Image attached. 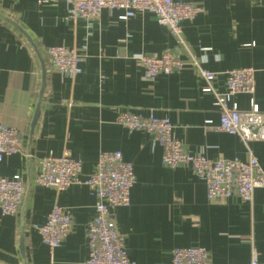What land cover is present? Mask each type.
<instances>
[{"label":"crops","instance_id":"obj_1","mask_svg":"<svg viewBox=\"0 0 264 264\" xmlns=\"http://www.w3.org/2000/svg\"><path fill=\"white\" fill-rule=\"evenodd\" d=\"M183 1L202 10L192 21L181 22L185 45L180 47L149 12L122 20L119 10L103 9L98 17L71 20L70 0H0V124L22 132L23 149L0 160V176L18 174L26 189L30 181L23 209L16 215L0 212V264H87L85 227L95 202L88 187L78 183L56 191L33 179L36 158L68 152L81 159L83 181L102 151H120L133 166L130 202L111 210L130 260L165 264L177 247L203 246L213 264H248L253 249L264 264V187L255 188L249 202L237 196L208 200L204 180L188 165L165 166L161 148L151 147L148 133L130 132L115 121L119 109L152 112L170 120L185 152L244 160L248 147L264 172V140L246 146L237 135L217 130L214 94L203 90L207 82L194 67L186 64L179 73L148 80L135 58L159 55L167 47L177 48L185 61L192 54L216 73L212 86L217 92L225 89V71L253 67V95L238 94L233 101L247 109L252 98L264 110V2ZM10 20L29 35L46 69L50 46L74 47L83 56L82 71L73 78L46 70L32 135L41 65L32 44ZM55 205L71 211L72 225L51 252L33 226L43 224Z\"/></svg>","mask_w":264,"mask_h":264},{"label":"built area","instance_id":"obj_2","mask_svg":"<svg viewBox=\"0 0 264 264\" xmlns=\"http://www.w3.org/2000/svg\"><path fill=\"white\" fill-rule=\"evenodd\" d=\"M103 9L119 10V18L122 20L137 13H152L159 23L167 27L180 47L185 45L181 22L192 21L202 10L200 6L183 0H70L68 18H95ZM46 54V70L49 72L73 78L82 71L80 63L83 56L74 47L50 46ZM135 58L142 66L143 76L148 80H154L160 74L179 73L186 64H190L207 82L203 90L214 94V106L219 112L217 130L237 135L246 146L250 140H264V110L252 98L247 109L239 108L233 101L238 94L253 95V67L225 71V89L217 92L212 86L216 73L203 68L199 58L192 54L185 61L178 55L177 48L167 47L159 55L138 54ZM115 121L130 132L148 133L151 136V147L161 148V162L165 166L174 168L188 165L195 175L204 180L208 200L237 196L249 202L254 189L264 187V172L248 147L244 160L209 159L202 153L185 152L182 142L174 136V126L168 118L158 117L152 112L143 115L129 109H119ZM18 152L23 153L22 132L16 127L0 124V160ZM36 162L38 171L33 179L35 184L61 191L72 184L84 183L94 197V215L85 227L87 264H139L129 259L111 217L112 209L129 204L130 190L136 181L132 164L123 158L120 151L100 152L94 170L83 181L80 180L81 159L73 158L68 152L58 156L48 154L36 158ZM25 190V182L20 175L0 176L2 215H16L19 212ZM71 225V211L55 205L48 212L45 222L33 228L52 252L68 235ZM165 264L213 263L205 247L189 246L173 249L170 261ZM248 264H260L254 249Z\"/></svg>","mask_w":264,"mask_h":264},{"label":"water","instance_id":"obj_3","mask_svg":"<svg viewBox=\"0 0 264 264\" xmlns=\"http://www.w3.org/2000/svg\"><path fill=\"white\" fill-rule=\"evenodd\" d=\"M11 24H13L18 30H20L22 32V34L27 38V40L32 44L34 50L36 51L38 58L40 60V65H41V87L38 91V101L36 104V108H35V112L33 114L32 120H31V124H30V135L33 134L34 128L36 126L37 120L39 118L40 115V105H41V100H42V96L44 93V89H45V83H46V66L44 64V61L41 58V55L37 49V47L34 45L33 41L31 40V38L29 37V35L15 22L11 21ZM27 157L29 158V151H26ZM27 189L25 190V195H24V199H23V203H22V209L24 207L25 201L27 199V195L29 193V185H30V181L27 184ZM23 233L21 230V234H20V238H19V250H20V254L24 257V245H23Z\"/></svg>","mask_w":264,"mask_h":264}]
</instances>
